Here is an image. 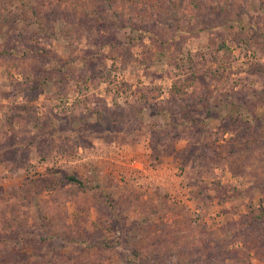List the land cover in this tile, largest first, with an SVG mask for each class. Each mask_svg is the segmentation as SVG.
Returning <instances> with one entry per match:
<instances>
[{"label": "rangeland", "instance_id": "374dc122", "mask_svg": "<svg viewBox=\"0 0 264 264\" xmlns=\"http://www.w3.org/2000/svg\"><path fill=\"white\" fill-rule=\"evenodd\" d=\"M0 264H264V0H0Z\"/></svg>", "mask_w": 264, "mask_h": 264}, {"label": "trees", "instance_id": "16d2710c", "mask_svg": "<svg viewBox=\"0 0 264 264\" xmlns=\"http://www.w3.org/2000/svg\"><path fill=\"white\" fill-rule=\"evenodd\" d=\"M69 180L71 182H73V183H77V184H80L81 185V182L78 179H76L75 177H70Z\"/></svg>", "mask_w": 264, "mask_h": 264}]
</instances>
